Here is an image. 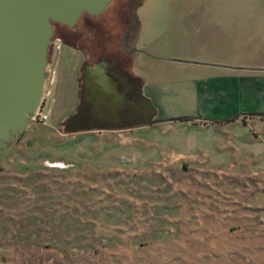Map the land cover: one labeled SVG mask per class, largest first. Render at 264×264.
<instances>
[{
    "label": "rangeland",
    "instance_id": "374dc122",
    "mask_svg": "<svg viewBox=\"0 0 264 264\" xmlns=\"http://www.w3.org/2000/svg\"><path fill=\"white\" fill-rule=\"evenodd\" d=\"M260 1L112 0L101 14L78 20L74 32L85 33L78 44L95 60L115 58L125 69L129 62L146 83L155 119L170 122L162 133L136 135L153 150H175L181 144L167 130L195 114L193 104L174 97L189 75L184 69L197 65L187 63L264 59V36L239 25L258 13L240 4ZM55 55L50 46L51 67ZM56 108L45 95L48 123H29L0 154V264H264V155L261 168L223 171L232 210L217 211V225L207 228L198 223L207 218L175 210L179 185L197 171L163 168L128 150L100 154L126 138L70 135L62 127L67 115L53 122ZM231 115L251 113L238 105ZM252 126L264 143V124Z\"/></svg>",
    "mask_w": 264,
    "mask_h": 264
},
{
    "label": "crops",
    "instance_id": "0c3cea01",
    "mask_svg": "<svg viewBox=\"0 0 264 264\" xmlns=\"http://www.w3.org/2000/svg\"><path fill=\"white\" fill-rule=\"evenodd\" d=\"M240 5L258 13L252 19L239 21V25L252 27L251 33L264 36V0ZM95 61H90L84 52L69 47H64L55 55V77L50 88L52 103L57 106V118L53 122H58L62 115L73 113L82 95L87 103L93 104L101 93L109 94L116 112L104 117L107 125L97 126L93 130L121 133L117 134V138L126 139L122 146L121 141H113L99 149V153L110 151L113 154L120 149L128 150L143 154L152 164H159L163 168L197 171L196 179L186 185H179L175 195V210L180 211L181 218L185 217V212L191 211L192 217L207 218L201 219L202 222L198 221L199 224L202 223L207 228L215 227L216 212L232 210L233 190L229 181L225 180L229 174L223 171L262 167L258 164L263 162V135L252 124H264V116H238L233 119L231 113L233 107L245 105L251 114H264V59L187 63L205 67L200 69L197 65H189L184 69L189 75L176 84L177 93L174 97L193 104L195 114L175 120V131L167 130L181 144L175 150H153L152 142L141 141L136 135L140 130L149 133L155 132L157 128L162 133L164 125L170 126V122H158L155 119L156 111L144 92L146 83L130 71L132 68L130 69L129 62L127 69L124 68L125 65L121 67L131 81H139V103L128 94L125 81L117 83L107 78V84V79L103 83L97 78L95 87L85 84L83 92L82 79L85 73L95 75V78L102 75L97 72ZM156 88L158 87L153 89L157 93ZM100 111L107 112L105 105L99 104ZM54 123L51 124L52 128ZM258 129L261 130L260 127ZM90 131L66 132L71 135ZM261 133L264 134V131ZM85 154L90 159L89 153ZM207 231L212 233L210 229Z\"/></svg>",
    "mask_w": 264,
    "mask_h": 264
},
{
    "label": "water",
    "instance_id": "95a60500",
    "mask_svg": "<svg viewBox=\"0 0 264 264\" xmlns=\"http://www.w3.org/2000/svg\"><path fill=\"white\" fill-rule=\"evenodd\" d=\"M112 0H0V153L28 128L43 91L54 22L72 26L79 16L102 13ZM99 104L107 112H99ZM89 115L116 112L101 93ZM86 116V115H85ZM87 117V116H86ZM79 126L68 132L90 131Z\"/></svg>",
    "mask_w": 264,
    "mask_h": 264
},
{
    "label": "flooded vegetation",
    "instance_id": "af4514ba",
    "mask_svg": "<svg viewBox=\"0 0 264 264\" xmlns=\"http://www.w3.org/2000/svg\"><path fill=\"white\" fill-rule=\"evenodd\" d=\"M132 2V0H131ZM130 2V3H131ZM142 0H138L137 5H141L140 3ZM135 7V10L137 7ZM134 12V10H132ZM101 14V13H100ZM96 16V15H91L87 12L82 13L75 24L72 26H69L67 24H62V23H57L54 22L52 24V37H51V48L52 52L57 54L54 49L55 44H59L60 50L63 49L64 47H69V48H74L76 50H80L81 52H86L89 54L90 61L94 60L95 54L91 53L90 51H85L81 46L78 44L81 42L85 36V33L83 31H77L74 29L76 27V24L78 20H80L83 16ZM99 15V14H98ZM65 26L67 29L65 30L63 28ZM54 37V38H53ZM53 38V39H52ZM50 49V48H49ZM96 65L98 66V73H102L101 76L99 77H94L90 73H85L83 75V92H85V84H90L95 87L96 85V79L98 78L100 81L103 83L107 78L112 79L113 81L117 83H122V82H127L126 86L128 87V94L131 95L133 100L138 101V96L141 94L140 93V86H139V81H131L127 74L122 70L121 63L118 61V59L115 58H105V57H99L96 61ZM49 65V63H48ZM109 84V80L107 79L106 82ZM82 92V94H83ZM82 95L78 99V105L75 108V111L67 115V118L64 120L62 123V127H64L65 130L69 128H74V127H79V126H103L107 125L108 122H105V118L100 117V116H95L93 117L92 115H89V108L95 103H87L86 99ZM87 117H86V116ZM27 130V129H26ZM25 130V131H26Z\"/></svg>",
    "mask_w": 264,
    "mask_h": 264
},
{
    "label": "built area",
    "instance_id": "2783aa9c",
    "mask_svg": "<svg viewBox=\"0 0 264 264\" xmlns=\"http://www.w3.org/2000/svg\"><path fill=\"white\" fill-rule=\"evenodd\" d=\"M54 49H55V52L58 53L60 51L59 44H55ZM54 77H55V69L54 67H51L48 65L46 68V76L44 80V86H43V91H42V95L40 98V102H39L38 107L35 109V111L30 114L29 123H41V124L48 123L49 114L47 111L42 109V104L44 102L45 95H48L50 93L49 89H46L45 85L48 84V87L51 88V85L53 84V81H54Z\"/></svg>",
    "mask_w": 264,
    "mask_h": 264
},
{
    "label": "trees",
    "instance_id": "16d2710c",
    "mask_svg": "<svg viewBox=\"0 0 264 264\" xmlns=\"http://www.w3.org/2000/svg\"><path fill=\"white\" fill-rule=\"evenodd\" d=\"M251 115L264 116V114H251ZM183 118H188V117H183ZM183 118H181V119H183Z\"/></svg>",
    "mask_w": 264,
    "mask_h": 264
}]
</instances>
